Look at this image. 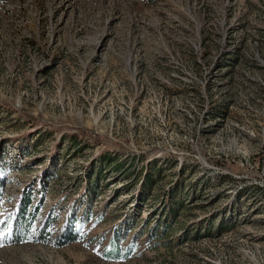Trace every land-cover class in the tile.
<instances>
[{
    "label": "rangeland",
    "instance_id": "374dc122",
    "mask_svg": "<svg viewBox=\"0 0 264 264\" xmlns=\"http://www.w3.org/2000/svg\"><path fill=\"white\" fill-rule=\"evenodd\" d=\"M0 196V264H264V0H0Z\"/></svg>",
    "mask_w": 264,
    "mask_h": 264
},
{
    "label": "trees",
    "instance_id": "16d2710c",
    "mask_svg": "<svg viewBox=\"0 0 264 264\" xmlns=\"http://www.w3.org/2000/svg\"><path fill=\"white\" fill-rule=\"evenodd\" d=\"M149 179L148 181H146V186H149V185L152 186V183H148L150 182ZM1 199L2 197L0 196V200ZM23 201L20 203L18 209L16 210V213L10 225L9 236L11 238V241L13 243L23 242L33 235L34 236L33 238H35L37 242H42L45 240L43 236H44L45 231H47V225L44 226L37 233H34L31 235L30 227L32 226L35 213L29 210L30 208L29 198H24ZM181 206L182 204L179 202L172 203V209H170L171 212L169 213L170 215L169 217L176 218L177 212ZM162 224H167V223L166 222L159 223L158 225H156L154 229L157 232L162 230L161 233L163 236V234L169 231V229L168 227H162ZM162 236H159V237H162ZM77 239H78V235L74 227L70 226V221H69L68 224H66L63 230L61 231L60 236H58L57 242L59 243V245L63 246L69 243H74L77 241ZM127 255H128V252H126V256ZM121 256H122L121 249L119 246H116V245H113V247L107 252V257L109 259L120 260Z\"/></svg>",
    "mask_w": 264,
    "mask_h": 264
}]
</instances>
